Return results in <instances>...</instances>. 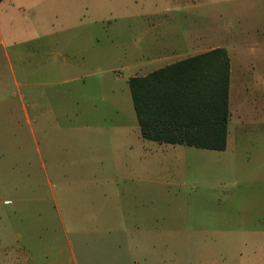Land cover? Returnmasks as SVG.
<instances>
[{
    "label": "rangeland",
    "instance_id": "rangeland-1",
    "mask_svg": "<svg viewBox=\"0 0 264 264\" xmlns=\"http://www.w3.org/2000/svg\"><path fill=\"white\" fill-rule=\"evenodd\" d=\"M86 1L91 10L70 29L46 25L42 38L10 48V61L0 58L7 97L29 104L22 169L21 155H1L0 264H26L21 215L36 244L54 196L83 183L90 196L122 194L109 221L119 212L139 228L131 237L84 232L78 242L63 212L61 242L78 247V264H264V0ZM213 47L231 60L226 149L142 139L127 84L139 72L129 66L149 60L142 70H151ZM165 52L176 57L160 60Z\"/></svg>",
    "mask_w": 264,
    "mask_h": 264
},
{
    "label": "crops",
    "instance_id": "crops-1",
    "mask_svg": "<svg viewBox=\"0 0 264 264\" xmlns=\"http://www.w3.org/2000/svg\"><path fill=\"white\" fill-rule=\"evenodd\" d=\"M86 1V0H85ZM83 0H1L0 1V58L2 56L7 57L10 61L9 49L13 48L14 52L18 53L19 45L22 43H28L30 40L40 39L44 36V27L46 25L55 26L60 25L62 30L70 29L72 24L77 21L79 16H85V12L89 13L92 8V4L87 3ZM97 8L102 10L105 6L96 5ZM91 18L92 14H88ZM91 15V16H90ZM124 15H117L116 17H110L109 15H101L100 22L120 20L123 19ZM94 18H91L92 20ZM82 22V20H81ZM64 26L65 28H63ZM70 27V28H69ZM31 31L32 33H28ZM28 36H27V35ZM52 42H56V33L53 31ZM147 47L152 48L153 43H148ZM161 48H168L167 42H162L160 44ZM35 50L43 49V44H38ZM214 48V47H213ZM212 49V48H210ZM34 50V49H33ZM209 50V49H208ZM207 51V50H205ZM204 52V51H202ZM201 53V52H200ZM198 54L197 52L193 55ZM158 57L160 60H166L171 56L168 52L162 53ZM192 55H183V57H188ZM19 59L22 56L19 55ZM230 59V57H229ZM153 60V59H152ZM151 60V61H152ZM180 60V59H179ZM150 61H139L136 66L137 68H132L129 66V70L133 69L135 72H139L138 75L133 76H143L151 71L165 66L166 64H160L157 68H152L151 70H142V67L146 66ZM175 62V61H174ZM172 63V62H170ZM168 62V64H170ZM65 64V63H64ZM83 65L80 63H70L68 68L70 71L76 70L77 66ZM70 66V67H69ZM42 67V66H41ZM26 72V70H23ZM132 77V76H131ZM230 77H231V60H230ZM130 78V77H129ZM128 78V79H129ZM75 79H79L76 77ZM127 79V80H128ZM128 84V82H127ZM38 85V84H37ZM129 86V85H128ZM130 90V89H129ZM8 85L7 82L0 79V170H6L7 165H5V160L2 159L1 155L19 154L21 155L19 161L17 162L19 166H23V155L28 152L27 137L28 131L23 129L24 126L29 125V104L23 99L20 100V105L16 100L7 97ZM131 95V93H130ZM132 100V97H131ZM35 103L34 101H32ZM133 104V102H132ZM134 108V107H133ZM135 111V110H134ZM229 111H230V80H229ZM23 113V116H22ZM136 115V113H135ZM137 120V117H136ZM230 120V118H229ZM138 123V121H137ZM26 124V125H25ZM139 127V124H138ZM139 134L140 128H139ZM228 134H229V123H228ZM228 134H227V145H228ZM142 138V137H141ZM143 139V138H142ZM150 141V140H148ZM156 142V141H153ZM158 143V142H156ZM161 144V143H159ZM169 144V143H165ZM156 145V144H153ZM152 145V146H153ZM173 145V144H172ZM226 145V147H227ZM152 149H156L153 147ZM226 149V148H225ZM7 157V156H6ZM116 178H113L115 180ZM5 188L9 187L10 184L4 183ZM118 181L114 182V188L117 189ZM77 189L71 191H59L54 196L55 201V213L47 216L40 207L39 210L43 212L42 216H39L37 220V226L44 229L43 237H39L36 244H32L30 241L31 233L29 230L28 216L21 215V225L23 232L19 234L20 239L26 244L29 253L25 257V263L27 264H68L72 262L73 264H78V252L74 247L71 240H67L65 243L61 242V229L64 231V222L62 213L66 212V216L70 219L74 229L77 233V241L81 240L79 234L90 233L97 234V236L102 233H108L112 230H116L122 236L123 234H129L132 236L135 228L139 226L135 225V221L126 223L123 214L119 212L115 216L119 217V220L114 225L110 223L109 219V202L116 200V202H123L124 196L122 194H117L114 196H109L106 189L101 188L99 195L90 196L86 185L80 184L76 187ZM9 202V199L4 200ZM16 203L24 204L26 201L22 198L15 199ZM22 212L27 207L22 206ZM26 212V211H25ZM115 227V228H114ZM131 227V228H130ZM132 229V230H130ZM65 234V233H64ZM89 248L86 246L85 250ZM82 256V254H80ZM83 257V256H82ZM87 258V256H85Z\"/></svg>",
    "mask_w": 264,
    "mask_h": 264
},
{
    "label": "trees",
    "instance_id": "trees-1",
    "mask_svg": "<svg viewBox=\"0 0 264 264\" xmlns=\"http://www.w3.org/2000/svg\"><path fill=\"white\" fill-rule=\"evenodd\" d=\"M229 80L230 59L224 47L130 77L127 82L141 137L224 150L230 118Z\"/></svg>",
    "mask_w": 264,
    "mask_h": 264
}]
</instances>
